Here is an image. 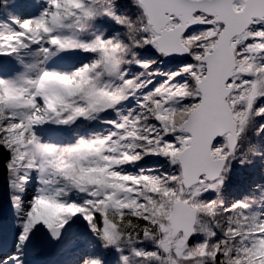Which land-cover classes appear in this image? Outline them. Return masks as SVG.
Returning <instances> with one entry per match:
<instances>
[{
	"label": "snow or ice",
	"instance_id": "snow-or-ice-1",
	"mask_svg": "<svg viewBox=\"0 0 264 264\" xmlns=\"http://www.w3.org/2000/svg\"><path fill=\"white\" fill-rule=\"evenodd\" d=\"M0 264H264V0H0Z\"/></svg>",
	"mask_w": 264,
	"mask_h": 264
}]
</instances>
